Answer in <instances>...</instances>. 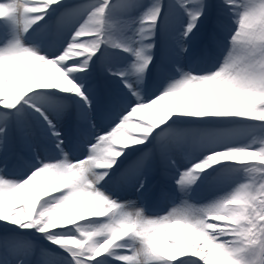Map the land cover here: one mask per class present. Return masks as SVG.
Wrapping results in <instances>:
<instances>
[{"label":"snow or ice","instance_id":"obj_1","mask_svg":"<svg viewBox=\"0 0 264 264\" xmlns=\"http://www.w3.org/2000/svg\"><path fill=\"white\" fill-rule=\"evenodd\" d=\"M59 2L0 0V6L5 9L0 20L8 19L16 29L13 37L0 47V108L9 113L14 109L19 111L31 93L56 90L82 100L80 118L91 123L90 110L94 105L86 90L74 81V74L87 70L92 55L104 43L124 51L132 49L110 37L111 25L106 20L110 0H103L87 14L57 55L45 57L23 46V34ZM223 2L238 18V27L230 36V47L220 66L203 74L182 72L178 68L179 79L170 81L159 94L147 100L132 91V85L124 80V72L114 73L132 91L135 103L126 107L105 132L98 134L95 142L88 144V154L83 159H68L63 151L64 139L52 119L41 107L31 106L55 138L61 158L40 161V166L22 180L0 176V223L35 230L67 253L68 264H97L104 255L122 264H264V135L258 139L254 136L250 144L210 152L179 173L177 186L186 190L196 183L200 173L218 162L246 166L245 182L203 207L185 202L166 215L149 218L143 209L134 207V202H117L101 189L102 182L111 178L109 173L123 150L148 144L155 130L173 115L241 118L264 126V0ZM177 3L187 16V23L176 40L182 54L187 50L185 41L196 28L206 5L205 0H177ZM160 11V0H153L139 21L141 41L151 38ZM86 35L91 39H80ZM151 48L149 43L133 52L131 72L137 80L143 77L151 61V56L145 54ZM42 66H48L43 75L39 71ZM31 68L36 70L30 71ZM170 98L174 104L167 103ZM146 110L154 113V120L136 123L129 132L127 126L132 118ZM7 136L0 127V149L5 146ZM143 165L142 159L136 171ZM88 218H102L104 222L80 227ZM178 226L188 230V240L183 244L169 242L174 250L169 253L158 246V241L168 242L169 236L175 240L171 230ZM62 229L67 231H58ZM126 240L135 241V245L121 243ZM4 246L16 257V264H29L30 243L4 242Z\"/></svg>","mask_w":264,"mask_h":264},{"label":"rangeland","instance_id":"obj_2","mask_svg":"<svg viewBox=\"0 0 264 264\" xmlns=\"http://www.w3.org/2000/svg\"><path fill=\"white\" fill-rule=\"evenodd\" d=\"M120 1L123 0H115L117 4H119ZM140 1V12L141 15L137 17H131L127 18L125 22L123 23L122 32H118V43H121L122 45L129 47L132 49V51H124L122 48H112L109 50L107 48V43L102 44L99 49L92 55L91 60L89 64L91 66H88L87 70L85 72H79L74 74V81L81 85L84 88V84L87 82H91L92 80H98L102 81L99 73V68H97V63L99 62L100 65H107L112 64V58L118 59L119 57H132L133 61H135V56L133 52L136 49L142 48L144 45L152 44V48L150 50L146 49L145 54L152 55L155 53L157 56V53H160L161 58H172L176 57V61H178V58L181 55H184V53H179L176 45V40L178 38V34L183 31L184 25L187 23V16L185 14V11L183 8L182 10L178 12V15L180 16L179 20L173 21L171 23V18L173 16V9L167 10V8L170 9V7H166L164 10L161 8V11L159 13V18L155 23L154 30L152 32L150 39H145L141 41L138 36V28L140 27L139 21L141 18L146 14V11L152 6L153 0H137ZM103 0H71L69 2H66L64 4L58 3L52 5L50 8H53L51 10L48 9L47 13L44 15V19H42L39 23L34 24L35 26H43L46 25L48 22H43L46 20V18L50 17V14L52 11H54L57 14L56 21L54 24L55 32L52 36L57 41V44L59 45V39L64 38L63 36L67 37L69 35V32L74 30L75 28H78L79 25L83 22V20L86 18L87 14L94 9L95 7L99 6ZM170 6L169 2H165V0H160V7L161 6ZM205 10L204 14L201 16L200 20L197 22L196 28L193 30L190 37L185 41V47L192 46L196 49V63H197V55H200L206 53V49H210V44L207 42V37L209 38L211 30H213V26L219 23V25H226L227 27H224L225 30V36H219L220 41L216 40L214 43L215 45L219 46V42H221L224 45L225 43H228V49L225 52L227 55V52L229 50L230 44L229 39L232 33H234L235 28L238 27V24L236 23L238 18H235V14L228 10V7L224 4L222 0H205ZM118 7L120 6L117 5ZM115 7V6H114ZM123 7V6H122ZM121 8V7H120ZM218 12L217 16L220 17L217 20L213 19V13ZM114 12V11H112ZM110 11H107L108 17L109 13H112ZM224 16H222V15ZM221 15V16H220ZM107 18V15H106ZM224 18H227L228 21L226 24L224 23ZM220 19V22H219ZM222 20V23H221ZM7 21V19L0 20V27H2V23ZM230 22V25L228 26ZM213 25V26H212ZM214 31V30H213ZM5 32V30H4ZM215 32V31H214ZM26 34L29 38L36 37V31L32 32H26ZM56 34V36H55ZM11 34L9 35V39L11 38ZM55 36V37H54ZM13 37V36H12ZM57 37L58 38L57 40ZM81 40H87L91 39V36H84L80 38ZM56 44V42H55ZM60 47V46H58ZM157 52V53H156ZM78 58V57H74ZM159 59V58H158ZM204 59V58H203ZM218 63V62H217ZM220 65L214 66L210 72L216 70ZM153 65L149 68L152 69ZM156 68V67H155ZM154 68V69H155ZM32 69H30L31 71ZM44 70H47L44 68ZM39 70L41 75H43L46 71ZM148 70V67L147 69ZM109 77L104 76V81H102V84L113 86L114 82L111 79L110 75ZM143 78H145V74H143ZM141 79L137 80L135 76V82L138 85L141 84ZM141 86V85H140ZM120 91L117 93V97L121 98L123 102L125 101L128 106L131 105V102L135 100V96L132 94H129L127 90L119 89ZM54 92H59L56 90H49ZM39 91H35L30 94V99L37 96ZM141 94V92L139 93ZM34 95V97H33ZM66 95V94H65ZM70 96V95H68ZM142 99L147 100L149 99V96L147 95H139ZM73 98V101L75 102L76 96L71 95ZM28 102V101H27ZM167 103L172 104L175 103L174 100L171 98L167 101ZM25 105L28 106L26 103ZM127 105H124V107ZM64 110L67 109L66 106H63ZM15 111V109H14ZM8 115V116H7ZM13 113H9L8 110L0 108V121L3 123H6L8 119L13 118L11 117ZM16 121L22 120L23 118V108H21L18 113H16ZM171 123L170 126L166 128V131L163 133L164 138L168 139L169 142L172 141H180L186 140V141H196V145L199 144L203 150L207 151V153L219 151L224 146L228 145L227 143H232L234 141L239 140L241 137H246L247 131L254 129V133L258 134L259 137L264 135V127H260L262 125H257L256 122L251 120H244L241 118H213V117H206V118H191V119H180L176 120L175 116L170 117ZM23 121V120H22ZM0 122V123H1ZM148 121H143L141 117H133L130 124L132 123H141L146 124ZM174 124V125H173ZM186 125V126H184ZM67 129V128H66ZM68 130V129H67ZM106 130V129H105ZM133 130H130V132ZM136 134V133H133ZM166 143V146H168V143ZM9 143H5V149L9 148ZM119 147V146H117ZM129 148V147H128ZM126 148L123 150L125 151ZM83 149H79L76 152L80 153ZM127 151V150H126ZM88 152V151H87ZM129 152V150H128ZM131 154V153H130ZM129 154V155H130ZM146 152H141L138 155H136L133 159H131L129 162L126 163L124 166V171L126 174L122 176V180H120V188L125 184L126 187L122 188L120 195H125L126 193H131V188L133 187L132 183L136 179L140 178L139 173H141L142 169H140L138 172L136 171L137 165L140 163V161L143 159L145 162L151 161V156L147 153V157L145 158ZM120 158V157H119ZM118 158V162L122 160L123 157L120 159ZM191 156L188 155V153H185L183 159H190ZM163 160V159H162ZM165 162V160H163ZM228 164L229 161L224 162H218L215 165L210 166L208 169L204 170L207 173H216L217 176L214 177L213 181L206 180L204 182L196 181V191H194L195 186H190L186 190H181L177 185L174 188V193L177 194L176 200L178 201V207L182 206L185 202L187 204L192 205L193 207H203L206 206L217 199L228 195L231 193L234 188L246 180V174L244 171V167H231V166H224L222 164ZM236 163V162H234ZM258 163V161H257ZM222 165V167H221ZM241 165V164H239ZM142 177V176H141ZM220 178L219 181H217ZM108 186H111V182L106 183ZM234 185V186H233ZM119 188V189H120ZM113 189L115 187L113 186ZM118 189V192H119ZM143 196H149V192L141 193ZM151 194V193H150ZM189 194L196 197L194 199V202L189 200ZM104 220L102 218H91V220L83 221L79 226L83 227H89V226H96L98 224L103 223ZM13 228V226H12ZM60 232H66L67 229L58 230ZM173 233V236L175 237V240H173L172 236L168 237V242L165 240H159L158 246L162 248L163 250L172 253L174 250L169 247V242H180L181 244L185 243L188 240V230L187 229H181L179 226L175 229L171 230ZM198 239V238H197ZM0 240L2 242L0 243L2 246H4V242L8 243H21V242H28L32 245V253L28 257L29 264H68V257L67 253L61 251L59 247H57L54 244L49 243L47 239L44 238L43 235L37 233L35 230H15L5 228L3 224H0ZM121 243H126L128 245H135V241L132 240H126L122 241ZM1 247V246H0ZM5 247V246H4ZM38 248L40 251H35V248ZM5 249L9 252L8 248L5 247ZM42 253H47L46 256H44ZM129 254V253H127ZM9 259V260H8ZM8 263L6 264H16V257H14L10 252L9 256L7 258ZM97 264H108L106 260H101L97 262Z\"/></svg>","mask_w":264,"mask_h":264},{"label":"bare ground","instance_id":"obj_3","mask_svg":"<svg viewBox=\"0 0 264 264\" xmlns=\"http://www.w3.org/2000/svg\"><path fill=\"white\" fill-rule=\"evenodd\" d=\"M69 1L70 0H60V2H69ZM125 1L131 3V5L129 7L130 11H132L134 5L136 7L139 6V4L137 2L136 3L133 2V0H125ZM165 2H169V5L170 6H168V5L167 6H161V8H163V10L166 7H170V9L167 8V10H171V8L173 9V16L171 18V23H173V21L179 20L180 19V16L178 15V12L181 11L182 9H181L180 5L177 3V0H165ZM136 10H137V8L135 9V12H137ZM138 10L140 11V8ZM130 13H132V12H130ZM129 14H128V16H129ZM117 17H119V20H123L124 19V16L123 15L120 16V14H118ZM111 23H112L111 26L114 28V26L117 23L116 18L113 17ZM220 29H221V26H218L217 31L220 30ZM116 37H117V35H116ZM23 46H26V45L23 43ZM33 46H34V48H36V50H39L40 49L39 45L34 44ZM192 53H193V51L191 52V54ZM216 53H217V57H218V52H216ZM174 59H175L174 57H172V60L171 59H165L164 66H161L160 67L161 69H159L157 71H154L151 75H149V76L147 75L145 78H143V80L140 81L142 88L145 85H148L149 84L147 86V90H148V92H150L151 97L159 94L170 81L179 79L180 72L177 71L178 68L182 72H191L193 74H196V59H193V61H192L193 63L189 67L190 68L189 70L188 69L187 70H184V66H188L189 65V62H186V65H185L181 59H178L179 60L178 62L174 61ZM124 63L125 64H122V66L118 67V70H116V71L114 70L115 71L114 73L124 72L125 73L124 80H127L129 82V84L132 85V88H134L135 87V81H134V79H132V75L130 77L126 78V76L129 74V72H130V70L132 68V63L131 64L129 63L130 66H131V68H128L127 67L126 64H128V63H126V62H124ZM44 67H48V66H42L39 69H44ZM33 69H35V68H33ZM31 71H33V70H31ZM113 78H114L115 84L117 86H120L121 87V85H124V83L122 82V79L119 76L113 75ZM103 93L106 95V93L104 91H103ZM77 99L80 101L79 98H77ZM172 104H174V103H172ZM36 106L37 107H41L43 110H45L50 119H52V120L55 119L59 123H64V119L65 118H64V113L62 112V109L55 108L54 105H51L50 103H45V105H36ZM94 108H96V122H99V121L102 122V119H104L107 116H109L112 112H115L114 111L115 105L113 104V101H112V99L110 97L107 99V101L102 102L101 104H99V103L95 104L94 105ZM115 113H117V111ZM119 114H121V113H119ZM28 116L37 124L38 130H42L40 132H42L44 134L49 133L48 128H47V125L44 123V121L39 116V114L34 111V108L33 107H31L30 109H28ZM137 116L138 117H141V119L143 121H148L147 123L151 122L155 118L154 113L151 110H146L144 113L138 114ZM173 116H175V118H177L176 120H180V119L185 120V119H191L192 118V117H186V116H182V115H178V114L173 115ZM170 120L171 119H169L168 121H170ZM66 121H68V117H67V120ZM132 124L134 125L135 123H132ZM24 125L25 124L22 125L21 123L18 125L17 123L13 122V124L11 125L12 128H10V132H11L12 129L14 130V135L16 136V140L20 144H21L22 141H23L22 143L24 144L25 143L24 140L27 142V135L25 133H28V132L25 131L22 128V126H24ZM0 126H2V125L0 124ZM62 127H64V126H62ZM5 129H6L5 131H8V128H5ZM130 130H133V129L132 128H129V132H130ZM164 130H165V127L161 128L160 130H155V131L158 132V131H164ZM48 135H50V138H48V139L51 140V137H52L51 134H48ZM152 136L153 137L156 136L155 135V132L152 134ZM153 137L149 141H151L152 142V145L154 147H156V143L160 139H153ZM53 143H55V141H53V140H51V141L48 142L49 145L50 144H53ZM162 143H159V145L162 144ZM139 146H129V147L133 148V150H136V149L139 148ZM180 146H181L180 143L179 144H176L175 142H169L168 143V148H169L168 150L170 151V150L177 149L179 151H183V150H187L188 149V148H182ZM189 147L191 148L190 150L193 152L195 150L192 149V148H194V147L196 148L197 146H194L193 144L190 143L189 144ZM26 150H27L28 154L33 155L34 158H36V159L33 158V160H36V161L39 160L38 156L39 155H42V153L39 152V151H37V150L36 151L33 150V149H26ZM52 150L55 151L56 153H59L60 152V150H58L55 146H52ZM156 150L157 151L162 150V152H163V150H165V148H163L162 146H158ZM0 154H2V152H0ZM161 154H163V155L166 156L169 153H161ZM202 155H204V154H202ZM83 156H81V157H83ZM165 158H167V157H165ZM68 159L69 160H73L71 158H68ZM54 160H59V158H55ZM39 166H37V167H39ZM172 167L177 168L176 166H172ZM5 168L6 167H3L2 165H0V174L1 175H3V171H5ZM34 168H36V167H34ZM150 169H151V164L150 163H147L145 166L142 167V170L143 171H150ZM32 170L33 169H30L27 172L22 171V172L14 173L11 176L15 175V177H13V178H7V179H10V180H20L22 177L28 175ZM7 176H9V175H7ZM7 176H4V177H7ZM166 178H170V177H166ZM39 179L40 178H38V180ZM132 185L135 186V187L132 188L133 193H135L136 190H141L143 188L148 189L147 188V186H148L147 180L145 178H141V180H138V182L137 181H134ZM104 192L107 194L106 190H104ZM107 195L112 198L111 195H109V194H107ZM112 199H114V198H112ZM123 202H126V201H123ZM136 204L138 205V208L139 209H143V212L146 210L145 204L141 205V204H139L137 202H136ZM162 206L164 207L165 205H162ZM134 207L137 208L135 204H134ZM169 210L170 209L168 207H165L164 208V211L165 212H167V211L169 212ZM144 215L147 216V217H149V218H155L154 216L148 215V214H145V213H144ZM0 224H3L5 228H8L9 227L10 229L20 230L19 227L13 226V228H12V225L7 224V223H0ZM82 228H86V227L83 226Z\"/></svg>","mask_w":264,"mask_h":264},{"label":"clouds","instance_id":"obj_4","mask_svg":"<svg viewBox=\"0 0 264 264\" xmlns=\"http://www.w3.org/2000/svg\"><path fill=\"white\" fill-rule=\"evenodd\" d=\"M4 11H5L4 7H3V6H0V14H3ZM35 58H36V59H42V57H35ZM127 127H128V128H132V127H135V125L130 124V125H128Z\"/></svg>","mask_w":264,"mask_h":264}]
</instances>
